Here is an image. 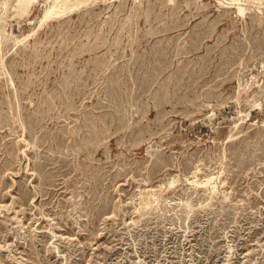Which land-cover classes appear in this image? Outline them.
<instances>
[{"label": "rangeland", "instance_id": "1", "mask_svg": "<svg viewBox=\"0 0 264 264\" xmlns=\"http://www.w3.org/2000/svg\"><path fill=\"white\" fill-rule=\"evenodd\" d=\"M16 1L0 264H264V0Z\"/></svg>", "mask_w": 264, "mask_h": 264}, {"label": "bare ground", "instance_id": "2", "mask_svg": "<svg viewBox=\"0 0 264 264\" xmlns=\"http://www.w3.org/2000/svg\"><path fill=\"white\" fill-rule=\"evenodd\" d=\"M239 3V2H238ZM31 4V0H17L16 1V14L21 15L27 13V9ZM260 6V5H259ZM260 8V7H259ZM237 15L241 16L242 15V9L240 7L237 8ZM4 37V36H3ZM2 37V38H3ZM8 38V37H7ZM5 41V40H4ZM20 40H15V44H17ZM22 42V41H21ZM13 45V44H12ZM14 47V46H13ZM2 61V60H1ZM9 81V80H7ZM10 82V81H9ZM240 123V122H239ZM237 124V123H236ZM234 130V129H233ZM171 180V179H170ZM192 184L195 187H200V188H206L210 195L214 192V184H213V177H207L202 181H193ZM166 185V184H165ZM168 185V184H167ZM170 185V184H169ZM193 186V187H194ZM166 189V188H165ZM216 191V190H215ZM147 196V195H146ZM153 196V195H151ZM155 198L153 200L146 199L145 202L143 203L144 207H149L153 202H155ZM159 203V202H158ZM189 208V207H188Z\"/></svg>", "mask_w": 264, "mask_h": 264}]
</instances>
